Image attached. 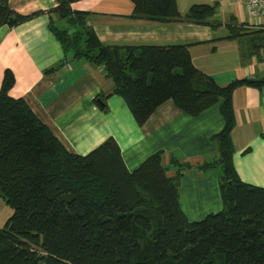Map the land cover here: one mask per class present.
Returning a JSON list of instances; mask_svg holds the SVG:
<instances>
[{
  "label": "trees",
  "instance_id": "16d2710c",
  "mask_svg": "<svg viewBox=\"0 0 264 264\" xmlns=\"http://www.w3.org/2000/svg\"><path fill=\"white\" fill-rule=\"evenodd\" d=\"M79 1L57 0L48 12L51 31L75 58L105 67L139 126L169 101L193 117L221 103L225 124L211 137L219 156L196 168L220 169L223 207L199 221L187 218L180 183L193 166L174 154L167 164L165 152H157L130 171L113 137L87 155L68 151L24 99L11 97L16 79L7 69L0 88V199L13 214L0 228V264H264V188L240 179L232 140L233 92L261 88L264 78L220 86L194 65L187 46L105 45L72 10ZM131 1L136 20L209 25L215 15L209 5L183 16L177 0ZM43 14L24 16L0 0V28ZM53 14L68 28L58 27ZM243 32L231 27L232 38ZM254 34L255 49L263 48L264 29Z\"/></svg>",
  "mask_w": 264,
  "mask_h": 264
},
{
  "label": "crops",
  "instance_id": "0c3cea01",
  "mask_svg": "<svg viewBox=\"0 0 264 264\" xmlns=\"http://www.w3.org/2000/svg\"><path fill=\"white\" fill-rule=\"evenodd\" d=\"M246 1L177 0L183 16L196 5L215 7L209 25L136 20L131 18L135 8L131 0H81L72 10L83 15L86 26L105 45L187 46L194 65L218 85L227 86L264 78V47L255 49L260 35L254 34L264 29V19L249 17L248 21ZM9 3L24 16L37 11L44 14L17 27L0 28V88L4 72L10 69L16 79L11 97L24 99L72 153L87 155L113 137L130 171L157 152H165L167 164L174 154L193 166L180 183V204L187 218L199 221L222 210L220 169L196 168L219 156L211 137L225 124L221 103L193 117L169 101L139 126L123 98L114 94L115 83L107 77L105 67L75 58L51 31L48 12L58 6L57 0ZM52 17L58 27H67L54 14ZM231 27L242 28L244 36L232 38ZM233 109L235 169L243 182L264 188V86L235 89ZM168 175L175 176L176 169Z\"/></svg>",
  "mask_w": 264,
  "mask_h": 264
},
{
  "label": "built area",
  "instance_id": "2783aa9c",
  "mask_svg": "<svg viewBox=\"0 0 264 264\" xmlns=\"http://www.w3.org/2000/svg\"><path fill=\"white\" fill-rule=\"evenodd\" d=\"M246 11L252 19H264V0H247Z\"/></svg>",
  "mask_w": 264,
  "mask_h": 264
},
{
  "label": "rangeland",
  "instance_id": "374dc122",
  "mask_svg": "<svg viewBox=\"0 0 264 264\" xmlns=\"http://www.w3.org/2000/svg\"><path fill=\"white\" fill-rule=\"evenodd\" d=\"M247 16H246V18L249 21L250 18H249V16L248 17ZM221 22H223V21H221ZM59 27L62 28V26H60V25H59ZM12 214H13V209L3 199H0V228L6 224V222L12 216Z\"/></svg>",
  "mask_w": 264,
  "mask_h": 264
},
{
  "label": "water",
  "instance_id": "95a60500",
  "mask_svg": "<svg viewBox=\"0 0 264 264\" xmlns=\"http://www.w3.org/2000/svg\"><path fill=\"white\" fill-rule=\"evenodd\" d=\"M98 102H100V103H101V100H98Z\"/></svg>",
  "mask_w": 264,
  "mask_h": 264
}]
</instances>
